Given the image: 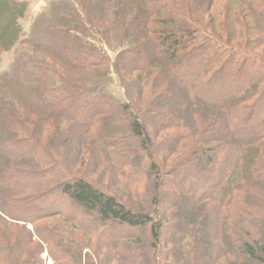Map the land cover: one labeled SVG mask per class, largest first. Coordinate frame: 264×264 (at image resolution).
Instances as JSON below:
<instances>
[{"label": "trees", "instance_id": "1", "mask_svg": "<svg viewBox=\"0 0 264 264\" xmlns=\"http://www.w3.org/2000/svg\"><path fill=\"white\" fill-rule=\"evenodd\" d=\"M234 1L248 11L225 37L204 27L210 25L206 18L184 0H129L137 8L121 9L112 23L106 0L77 1L81 9L71 12L73 22L86 19L108 45L115 30L132 38L134 47L113 64L128 102L98 93L81 78H103L99 68L110 61L101 50L74 43L70 28L51 31L66 41L46 50L61 70L27 66L35 70L26 99L30 116L0 99V264H43L45 250L54 264H96L97 254L115 264H161L168 220H178L170 243L190 235L205 244L220 235V248L208 246L207 258L231 253L237 261L264 264V196L253 190L264 194V0ZM3 7L0 62L21 40L28 0H0ZM67 124L70 129H62ZM160 135L173 141L168 158L178 153L173 172L159 163ZM83 143L136 200L135 185L155 176L152 201L137 204L96 177L68 170L66 160L77 169L72 165ZM237 192L261 215L241 209ZM214 211L218 232L211 233L207 224ZM190 218L200 222L193 230L183 221ZM231 219L235 227L223 223ZM141 231L149 232L151 245L132 251L130 242L143 243ZM83 235L99 245L96 257L85 262ZM172 252L179 261L177 250Z\"/></svg>", "mask_w": 264, "mask_h": 264}, {"label": "rangeland", "instance_id": "2", "mask_svg": "<svg viewBox=\"0 0 264 264\" xmlns=\"http://www.w3.org/2000/svg\"><path fill=\"white\" fill-rule=\"evenodd\" d=\"M77 1L78 0H28L27 12L24 18L20 21V25L23 31L21 40L14 49L3 55L2 61L0 62V99H3L5 103L4 104L5 107L13 109L22 117L24 115L26 116V114L30 116L29 113H32V110L27 107L28 104H26L27 103L26 99L29 98V94L31 93L32 90L31 87L32 85H34L33 82H31L32 81L31 78L34 77L35 75H31L29 73L34 72L35 70L32 68L28 69L27 66L34 63L36 65H43V66L49 65V67L53 66L56 69L61 70L60 64L57 63V60L51 59L52 57L49 58V56L46 55V50L51 51L56 47L57 44L60 43L63 44L64 42H66L61 39H55L51 36V31H53L54 29L69 30L70 28V35L72 36L71 40L74 43L78 45L83 44L87 47L89 46V47L97 48L98 50H101L106 55V57H108V60L110 61L108 67L99 68V71L104 74L103 78L101 77L100 79L89 80L86 76L76 74V76L79 75L82 76L81 78L84 79L86 86L90 88L98 87V93L101 94L107 93L120 103L125 104L128 102L125 88L123 87L120 77L115 71L113 64L115 63L117 56L118 55L121 56L120 53H122L125 50H130L134 47V42L132 38L125 37V35L121 33L122 32L121 30H115L113 35L109 37L111 43L110 45H108L105 41V38H107L105 37L106 35L104 36L103 33L100 31V29L98 30V28H96L95 26H91L93 24L88 23L86 19H84L85 22L81 24H79L78 22H73L71 18V12L73 11V9L76 10L81 9L79 8ZM184 1H186L190 7L193 8L195 7L197 11H199V13L206 18L207 23H209L210 25L204 24V27H206L208 30H211V32L221 37H225L227 33H230V31L234 32L236 28L234 27V24L238 25L237 23H238L239 15L243 16L244 14L243 12L248 11L241 3L234 0H207V1L184 0ZM106 2H107V9L105 16L110 20V23H112L114 20L116 21L118 17L115 18V15L119 14L121 9L129 10L130 8L132 9L137 8L136 4L130 3L129 0H106ZM115 2H117L116 5ZM0 9L2 11L1 15H3L6 9L5 7ZM250 20H252V23L255 22L254 21L255 19L253 18H250ZM224 21L226 22V24L223 23ZM244 27H247L246 23H244ZM247 31L248 30H246L245 34L249 35L250 32ZM262 49H264V47H262ZM15 79L16 81L18 82L20 81L21 83L24 84L23 85L13 84ZM55 79L57 80V78L54 77V81H56ZM154 84L158 85V81L156 80ZM118 116L119 114H116L115 118L117 119ZM69 125L70 124L64 125L62 129L66 128L69 130L70 129ZM76 129L74 127L75 131ZM78 130L79 129H77V131ZM154 131H156V133L159 135V132L161 130L158 129ZM167 138L166 136L164 137V135L159 136L158 144H160V146L158 147L160 148L157 151L159 152L157 157L160 161L159 162L160 165H162L161 167H163V165L166 167L167 164L168 167L166 168H169V171L173 172L176 169L173 166H174V161L175 160L178 161V153L168 158L169 154L171 153L169 150H171V145H172L171 143H173V141ZM186 147L188 148L191 147V144L186 145ZM77 149L78 151H80L79 153L80 159L79 158L76 159L74 162L75 165L74 164L72 165L77 167V169L72 170L70 168V164L66 160L65 165L68 170L73 171L74 174L76 173L81 176L83 175L87 178L90 176L93 178L96 177L103 182L104 187L106 189L111 191H118L122 193V195H125V197L134 199V201L137 202V204L138 203L144 204L152 201L153 192L155 191V186H156L155 176L151 177V180H148L147 178L142 179L139 182V184L137 183L138 185L137 184L135 185L139 188L140 191V198L136 200L132 196L131 192L127 190L126 187L123 186L122 178H118L115 175V173L106 169L102 165L100 158L98 157L97 153L93 150V148L86 145V143H83L82 146L81 144L77 145ZM161 167L160 169H162ZM80 168L81 171L78 172ZM160 182L161 181H159V183ZM253 190H256L258 195L264 196V194L258 191V189H253ZM235 197H236V201L239 202L240 204L239 207L241 209L245 208L257 215H261L258 212V210L255 208L257 207L256 205L249 203L248 201L243 202L241 199L239 200L238 192L235 195ZM212 213L213 214L211 215V220H209V223L207 224V232H211V233L214 232V229H217L218 232V227L216 223L217 215L215 211ZM262 219H263L261 220L263 222L262 226L264 227V217ZM51 220H53L54 222L60 225L61 224L67 225L66 223L61 221L63 219H60L58 217H54ZM177 221L178 220H168V222L166 223V229L164 230L165 240L162 246V250L166 256L163 257V262H161V264H176L177 261L176 258H171L173 256L172 251L174 250H177L178 252L177 255L179 257V261H177V263L181 262V264H256V262L247 263L249 261L242 262L235 260V258L232 259L231 258L232 256H229L231 255V253L228 254L221 253L215 256V258L214 257L212 259L207 258L206 255L208 253V246L215 247L216 250L220 248V245L222 243L221 242L222 240L220 239V237H218L220 235L216 237L213 236V238L211 237L212 240L209 241V243H205L206 245L195 243L194 242L195 240H193L190 235H188V237L186 238L187 240L185 242L183 241L180 244L179 243L174 244L171 241L170 243L169 239L171 240V237L173 236L172 234L173 230H171V227L173 224H176ZM183 221L188 223L189 225L188 228L189 229L192 228V230L195 227H198V224L200 223L199 220H193L191 218ZM235 221L236 220L231 219V220H226L223 223L227 222L228 224L231 225V227H235L236 224ZM7 226L8 227L11 226L10 228H15L14 227L15 225L12 226V224ZM29 228L31 229V226H29ZM236 228L244 236L246 231L242 228V226L238 224V227L236 226ZM1 229L2 228L0 226V230ZM137 235L139 242H140L139 237H143L142 239L143 243L141 242V244L138 243L135 244V241L134 243L130 242L129 244L131 245L130 248L132 251L138 250L139 248L143 247L145 244L150 243L148 231H144V232L141 231ZM234 235H235V231H234ZM83 238L85 239H80V240L87 247V249L84 250L82 255V259L85 262L86 260L88 261V257L90 258L96 257V252L94 247L97 248V246L99 245L94 241L91 240L88 241L89 238L86 237L85 235H83ZM126 244L127 243H123L122 245L125 246ZM234 244L236 247L238 248L240 247L239 240L237 241L236 239H234ZM101 253L105 254V252L102 250ZM40 259L43 261V264H54L47 250H45L41 254ZM94 261L96 264H115L112 263V261L106 256L105 257L104 255L99 256L98 254L96 259H94ZM143 264H145V262Z\"/></svg>", "mask_w": 264, "mask_h": 264}]
</instances>
